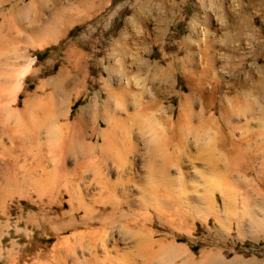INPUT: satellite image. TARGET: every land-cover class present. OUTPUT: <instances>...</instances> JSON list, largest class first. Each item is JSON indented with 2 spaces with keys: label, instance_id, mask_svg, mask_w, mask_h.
Listing matches in <instances>:
<instances>
[{
  "label": "rangeland",
  "instance_id": "rangeland-1",
  "mask_svg": "<svg viewBox=\"0 0 264 264\" xmlns=\"http://www.w3.org/2000/svg\"><path fill=\"white\" fill-rule=\"evenodd\" d=\"M8 1L0 0V18L5 17L6 27L9 23L16 25L14 11L20 7H32L28 21H32L30 23L34 27L40 26L50 15L56 17L52 25L53 34L45 35L49 37L41 38L40 35L28 41L25 29L21 30L18 40L5 36L0 59L7 79L6 101L16 98L14 109L23 111L28 108L26 113L31 117L34 113L35 118L41 114L35 112L37 108L43 107L49 111L55 102L58 106L69 105L67 122L77 119L80 109L84 108V120L89 128L100 123L98 130L104 132L109 143L119 138L121 142L105 148L117 152L118 160L103 161L100 153L102 140L97 142L96 137L89 136V131L82 138L75 136L74 139L87 140V143L84 141L85 145L94 146L97 158H94L95 162L87 158L89 162L86 160L82 170L86 169L84 172L88 178L83 183L80 181L81 185L78 183L82 190L78 189L81 192L77 190L73 198L60 187L62 180L55 181L58 188L51 185V189L58 192L53 195L56 191H51L55 197L52 199L50 196V199L61 208L59 212H47L46 216L41 217L36 205L40 197L35 192L37 189L32 187V181L36 179V174L42 173L38 168L41 164H44V170L63 166L60 164V150L72 148V143L69 144V140L63 136L62 140L64 138L65 141L62 145L60 138L58 146L53 147V141L42 139L45 135L37 136L42 142L48 141L44 142L47 149L49 147V151H46L50 153L46 155V151L43 154L44 143L35 146L39 148V153L33 151L36 142L29 140L35 135L22 138L27 141L26 144L28 141L32 144L29 147L33 148H28L30 153L26 151L27 148L24 151V148L19 149L15 145L24 142L22 139L18 141L20 136H14L18 137L16 141L11 137L15 142L10 135L0 137V184L4 182L3 188L4 185H7L5 188L10 189L11 185L15 188L10 189L11 196L9 190L7 193L5 188H0V192L3 190L8 195L3 191L0 193V264H80L86 260L90 261L89 264H116L118 256V261L122 260L121 248L128 249L129 246L128 250L134 252L136 237L147 234L150 229H156L157 239L171 237L170 230L157 221L146 223L143 228L136 226V221L131 222L130 227L116 223V227L107 230L108 237L97 229L96 224L92 227L102 237L98 234L93 243L90 236L83 235L85 230L92 228L81 225L75 231L73 227L83 215L80 201L91 204L89 206L94 210V216L100 213L101 207L95 203V196L98 197L97 189L100 188L104 194L103 184L100 183L105 178L115 184L114 196L122 201L121 207L126 211L153 213L151 215L156 216L159 212L168 213L171 208V212L192 216L195 222L181 229L184 237L177 243L179 246L190 248L198 239V232L207 227L224 234V253L228 264H264V0H61L59 5L49 0L39 21L35 20L34 8L40 0ZM28 21L24 19L22 22L27 28ZM187 69L195 77L201 78L205 86L200 95L194 96V100L193 97L184 101L181 95L189 90L181 89L185 81L182 73L184 70L188 72ZM64 77L72 80L59 91L58 86ZM244 106L247 107L246 112L241 110ZM103 114L111 117H108L111 124L121 119L130 131L121 139V135L101 119ZM134 115L155 116L151 122L153 129L143 119L132 123ZM185 116H190L192 120L187 119V122ZM16 120L21 122L19 117ZM181 138L184 140L181 141ZM126 139L133 144L126 142ZM35 141L38 143L37 139ZM88 141L91 143L88 144ZM24 147H28V144ZM34 153L36 157L40 155L39 158L45 159L43 162L46 161L47 165L39 162L38 166L37 161L41 159L33 157ZM52 154L54 159L50 158ZM58 157L60 159L56 164ZM153 157L157 164L168 167L167 181L151 178L148 174L146 165L154 160ZM18 159L31 164L29 166L24 161L19 164ZM11 160L19 167L22 165V168L34 165L31 171L28 168L31 175L35 173L34 176L21 167L19 170L17 166L15 172ZM8 163L10 168L13 166L14 173L18 172L17 175L12 173L11 179L18 177L16 182L20 188L23 187V192H17L16 188L19 187L17 183L15 185L14 178H4L10 176ZM54 163L58 166L54 167ZM49 165L54 168L51 169ZM35 168L39 170L32 171ZM50 170L40 177L45 178ZM20 171L22 173L19 175ZM94 173L98 180L92 179ZM25 176L29 181L31 179V183L25 182L23 186L22 182L27 181ZM7 182L11 185L8 186ZM165 185L169 188H163ZM147 186L151 193H142ZM34 187L38 188V192L45 188L43 185L40 190L39 186ZM41 198L44 202L48 201L44 195ZM166 199L171 204H167ZM150 203L151 206L156 203L160 211L156 204L152 207L157 210L151 208ZM176 204L178 206L175 207ZM71 207L74 210L71 211ZM234 224L240 226L235 227ZM65 237L68 240L64 241ZM217 239L213 237L212 244L204 249L194 247L197 264L207 263L202 250L216 254ZM106 250L111 259L103 258ZM155 250H147L150 259L144 264L183 262L178 258L169 260L164 251L160 253ZM128 260L130 264L132 259ZM122 263L127 264V261L123 260ZM137 264H142V261L137 259Z\"/></svg>",
  "mask_w": 264,
  "mask_h": 264
},
{
  "label": "bare ground",
  "instance_id": "bare-ground-1",
  "mask_svg": "<svg viewBox=\"0 0 264 264\" xmlns=\"http://www.w3.org/2000/svg\"><path fill=\"white\" fill-rule=\"evenodd\" d=\"M10 1V0H9ZM8 1V2H9ZM48 1L49 0H40L39 1V3H38V5H36V7L34 8V10L36 9V19L35 20H40L41 19V16L43 15V13L45 12V10L47 9V7H48ZM53 2H54V4H56V5H59L60 3H61V0H52ZM15 2V1H14ZM17 3V2H16ZM19 3V2H18ZM17 3V4H18ZM31 6H28V7H20V8H17L15 11H14V23L16 24V25H12V24H7L8 26L6 27V25H5V22H6V19H5V17H1L0 18V55H1V51H2V48H3V43H4V38H5V36L6 35H9L10 37H11V39L12 40H16L17 39V37H19V35L21 34V30H23V29H25V31H26V36L28 37V41L30 40H32L34 37H38V36H40V35H42L41 36V38H46V37H49V36H45V35H51V34H53V26L52 25H54L53 24V20L55 19V17L56 16H49L47 19H46V21L45 22H43L40 26H38V27H34L35 25H33L32 26V21H28L29 20V18H30V13H31ZM4 9V8H3ZM61 11V10H60ZM59 10H58V12H60ZM34 14V13H33ZM59 14V13H58ZM2 15V13L0 12V16ZM27 20L28 22H29V24H28V28H27V26H24L23 24H22V22H23V20ZM13 21V20H12ZM31 22V23H30ZM18 40V39H17ZM2 61H1V59H0V137L1 136H3V135H5V136H7V135H10V139L11 140H17V138H15L16 136H20L19 137V140L18 141H20L23 137H26L27 138V136L29 137V136H31L30 134H32V135H35V137L34 138H32V140H29V141H33V139H34V141H33V143L34 142H36V145H34V149L36 148V150H34L33 149V151L35 152H37L38 150H39V148H37L38 146H40L41 145V143H42V145H43V143L44 142H48V141H44V142H42L43 140H41V139H38L37 138V136L39 137L40 135H43L42 137H44V135H45V138H42V139H47V140H50L49 142H51V141H53V143L52 144H54V145H52V144H48L49 146H53V147H56V146H58V143L62 140V137L64 136V138L66 137L67 138V140H69V144H71L72 143V148H69L68 150H66V149H63V150H60V151H62L61 153V159H60V157H58V158H56L55 159V161H56V164L59 162L58 160L60 159L62 162H60V164L62 163V165L63 166H61L60 164V166L61 167H59V168H55L54 170H50V169H48L47 168V166H46V168H47V170H44V168H43V165L44 164H41V162H43V160H45V159H41V158H39V156H37L36 157V155H35V153L33 154L34 156L33 157H36V159L37 158H39V159H41V160H39V161H37V163H38V166L41 164V166H36V167H38L39 169H40V171H39V173H41V174H43V172L45 173V172H48V170H50V172L48 173V175H47V177H46V175H45V178H41L40 177V175H39V177H37L38 175L36 174L35 176H36V179L35 180H33L32 181V184H33V182H34V184H33V188H35V189H37L38 190V188H36V187H34V185H37V187L39 186V190H40V186L41 185H43V186H45V188H41V190L38 192L37 190H35V192L38 194V197H40L39 198V202L38 203H36V205H37V207H38V211H39V215L41 216V217H44V216H46V213L47 212H51L52 214L53 213H55V211L56 212H59V210H60V205L58 204V203H52L53 202V200L51 201V199H50V196H52L51 194H52V192L51 191H56L55 189H51V185H52V187H53V185H55L57 188L59 187V186H57L56 185V182L55 181H58L59 182V180H62V182H61V186L60 187H62L63 188V190L67 193V194H69V196H70V198H73L74 197V195L76 194V191L78 190V189H80L81 187L79 186V184L78 183H80V185H81V182L80 181H82V183L84 182V180L86 181L87 180V178H88V176H86L85 175V167H84V171L82 170V168H83V166H84V163L85 162H87L88 160H87V158L88 159H94V158H97V156L96 155H98V154H95V147L94 146H92V145H85V142L87 141H85V140H81V136H84V135H88V131L90 132V134H89V136L90 137H96V141L97 142H100L101 140H102V142H101V159L103 160V161H107V160H110V161H113V162H116V160H118V156H117V152H114V151H111V150H106L105 148H107L106 146H110V145H114V146H116V145H119V143L121 142L120 141V138L118 139V140H113V142H112V144L111 143H109L108 142V140H107V138H105V136H104V132H99V130H98V127H101V125H100V123H97V126H95V127H93V128H89L87 125H86V123H85V120H84V113H85V109L83 108V109H80V111H79V115H78V117H77V119H75L74 121H70V122H67V120H68V114H67V112H68V110L67 109H69L70 108V106L68 105H66V107L64 106V105H57L56 104V102H55V104L54 105H51L50 106V108H49V111H47V109H44L43 107L41 108H37L36 109V113H41V114H39V116L37 117V118H35L36 116H35V114L33 113V115L35 116H33V117H31V116H29L28 114L29 113H26L27 112V110H28V108H27V110L25 109V110H23V111H19V110H16V108L14 109V104H15V100H16V98H12L10 101H6V99H5V88H6V80L7 79H5L6 77L4 76V66H3V68H2ZM6 64V63H5ZM4 65V64H3ZM157 66V65H156ZM171 67V66H170ZM185 71V70H184ZM183 71V73H182V75L184 74V82L182 83V86H181V89H187V90H189V92L188 93H186V94H184V95H181V98L184 100V101H187V100H191L194 96H196V95H198L199 93H201L202 92V89L204 88V86H203V83L201 82V78H197V77H195L194 75H192L191 73H189V71H188V69H187V71L188 72H184ZM196 73V72H195ZM202 77V76H201ZM68 78V77H67ZM67 78H65L64 77V79H62L63 81H61V83H60V85L58 86V90L61 88V89H65V87L71 82V80L72 79H67ZM204 78V77H203ZM57 79V78H56ZM59 80V79H58ZM196 80V81H195ZM57 81V80H56ZM217 87V86H216ZM54 90H57V88L56 89H54ZM217 90V89H216ZM60 91V90H59ZM140 93V92H139ZM16 95V94H15ZM200 95V94H199ZM14 97V96H13ZM197 97V96H196ZM180 98V97H179ZM195 99V97L193 98V100ZM26 105V104H25ZM41 106V105H40ZM44 106V105H43ZM33 109L35 110V108L33 107ZM32 110V109H31ZM243 112H246L247 111V107H245L244 106V109H241ZM29 112V111H28ZM45 112V113H44ZM230 112V111H229ZM235 112V111H234ZM242 112V113H243ZM249 112V111H248ZM254 112V111H253ZM42 113H43V115H42ZM88 113V112H87ZM190 113H191V111H190ZM184 114H186V113H184ZM233 114V113H232ZM37 115V114H36ZM187 115V114H186ZM244 115H246V114H244ZM116 116V115H115ZM135 116V117H134ZM133 116V121H132V123L134 122V123H137L138 121H140V120H144V121H146V122H149L148 124L149 125H151L152 126V124H151V122H153L152 120H154L152 117H155V116H152V115H148V116H145V117H143V116H140V115H134ZM20 118L21 119V122H18L16 119L17 118ZM76 117V116H75ZM109 117V116H108ZM107 117V114H103L102 116H101V119L103 118L105 121H107V122H105L106 123V125L108 126V127H110L111 129H113L114 130V132H116L117 134H120L121 135V139L125 136V134H127L130 130H129V126H126V124L121 120V119H116L117 121H115V122H112V124L110 123V119H111V117H109L108 118ZM121 117V116H120ZM185 117H187V116H185ZM192 117V116H191ZM67 119V120H66ZM100 119V120H101ZM102 119V120H103ZM123 119V118H122ZM187 119H190V120H192V118H190V116L189 117H187V118H185V120H187ZM227 119V118H226ZM10 120H15L14 121V123H13V121L11 122ZM73 120V119H72ZM142 120V121H143ZM16 122V123H15ZM97 122V121H96ZM146 122H144V123H146ZM187 122H189V120H187ZM191 122V121H190ZM129 123V122H128ZM147 124V125H148ZM146 125V124H145ZM154 126V125H153ZM153 126H152V129H153ZM186 126H187V124H186ZM191 126V125H190ZM150 127V126H149ZM188 127V126H187ZM193 127V126H192ZM192 129H194V128H192ZM65 130V131H64ZM208 130V129H207ZM194 131H195V129H194ZM74 132H76V133H74ZM191 132V131H190ZM189 132V133H190ZM196 132V131H195ZM206 132V131H205ZM43 133H45V134H43ZM188 133V134H189ZM192 133V132H191ZM194 134V133H193ZM192 134V135H193ZM196 134V133H195ZM197 134L199 135V133L197 132ZM186 135V134H185ZM202 135V134H201ZM15 136V137H14ZM75 136H78V137H81V138H79L80 140H78V139H74L75 138ZM128 136H130V134L128 135ZM184 136V135H183ZM13 139H12V138ZM33 137V136H32ZM89 137V139H91ZM154 137V136H153ZM156 137V136H155ZM178 137H180V135L178 136ZM194 137V136H193ZM195 137H196V135H195ZM2 138V137H1ZM9 138V137H8ZM60 138H61V140H60ZM64 138H63V140H64ZM200 138V137H199ZM9 139V140H10ZM28 139V138H27ZM30 139H31V137H30ZM35 139H37L38 140V143H37V141H35ZM131 139V138H130ZM173 139V138H172ZM182 139V138H181ZM180 139V140H181ZM10 140V141H11ZM13 140V141H14ZM15 140V141H16ZM23 141L25 140V139H22ZM63 140L61 141V143H60V145H62V143H63ZM125 140V139H124ZM123 140V141H124ZM127 141L126 142H130L131 140H128V139H126ZM179 140V141H180ZM184 139H182L181 141H183ZM187 140V139H186ZM1 141V140H0ZM3 141V140H2ZM14 141V142H15ZM17 141V142H18ZM29 141H28V147H24L25 145H27L25 142H27V141H24V142H20L21 143V146H20V143H18V144H16L15 143V145H17V147H19V149H20V147L21 148H24V151L26 150V148H27V152H28V148H33V146H31V147H29V145H32V144H29ZM65 141V140H64ZM85 141V142H84ZM156 141V140H155ZM202 141V140H201ZM30 142V143H31ZM73 142H75V144H73ZM125 141H124V144L126 143ZM187 142V141H186ZM67 143V142H66ZM87 143V142H86ZM89 143H91L90 141H88V144ZM123 143V142H122ZM122 143H121V145H122ZM131 143H132V141H131ZM131 143L129 144V145H131ZM181 143H183V142H181ZM202 143V142H201ZM9 144H12V143H10L9 142ZM24 144V145H23ZM40 144V145H39ZM68 144V143H67ZM67 144H66V146H67ZM93 144V143H92ZM96 144V143H95ZM123 144V145H124ZM133 144V143H132ZM184 144H185V142H184ZM0 145H1V143H0ZM14 145V144H13ZM41 145V146H42ZM59 145V146H60ZM154 145V144H153ZM152 145V146H153ZM182 146H184L183 144H181ZM23 146V147H22ZM35 146H37V147H35ZM44 146H46V143H44ZM51 146V147H52ZM126 146V145H125ZM132 146V145H131ZM256 146V145H255ZM260 146V145H259ZM11 147V146H10ZM10 147H9V150H10ZM62 147V146H61ZM64 147V146H63ZM69 147V146H68ZM100 147V146H99ZM132 147H134V145L132 146ZM136 147V146H135ZM156 147V146H155ZM154 147V148H155ZM181 147V146H180ZM3 148V147H2ZM12 148V147H11ZM98 148V147H97ZM127 148V147H126ZM129 149H130V147H128ZM8 149V148H7ZM15 149V148H14ZM38 149V150H37ZM43 149V148H42ZM41 149V150H42ZM46 149H47V146L44 148V152H43V154L45 153V151H46ZM128 149V150H129ZM134 149H136V148H134ZM134 149H131L132 151L134 150ZM23 150V149H22ZM48 151H49V147H48V149H47ZM53 151L54 152V150L53 149H50V151ZM64 150H66V151H64ZM128 150H125L126 152L128 151ZM32 151V150H31ZM48 151H46V155H47V152ZM51 151V152H52ZM40 151H38V153H39ZM42 152V151H41ZM131 152V151H130ZM155 152V151H154ZM264 152V151H263ZM29 153H30V150H29ZM49 153V152H48ZM37 154V153H36ZM40 154H42V153H40ZM50 154V153H49ZM153 154V153H152ZM159 154V153H158ZM29 155V154H28ZM45 155V156H46ZM53 155V154H52ZM52 155H50L51 157L50 158H52V157H55L54 155L52 156ZM56 155V154H55ZM43 156V155H42ZM49 156V155H48ZM155 156V155H154ZM47 157V156H46ZM45 157V158H46ZM71 157H73V158H71ZM12 158H14V157H12ZM12 158H10V159H12ZM18 158V157H17ZM26 157H24V159H25ZM43 158V157H42ZM49 158V157H48ZM49 158V159H50ZM67 158H70L72 161L71 162H68L69 160L67 159ZM19 160L18 159V161H19V164H20V162H23L24 161V163H27V162H25V160ZM48 159V160H49ZM52 159H54V158H52ZM49 160V161H52L53 162V160ZM58 159V160H57ZM65 159H67L68 161V163L65 161ZM99 159V158H98ZM152 159H154V160H151V162L149 163V162H147V163H149V164H147L146 166H148L147 168H148V174L150 173V176H151V178L153 177V178H157V179H160V181H161V178L163 179V181L164 180H166L167 181V176L169 175V170H168V167L166 166V165H161V164H157V160L155 159V157H153ZM209 159V158H208ZM13 160V159H12ZM11 160V161H12ZM15 160H16V158H15ZM34 161H35V159H33ZM87 160V161H86ZM156 160V161H155ZM158 160H159V158H158ZM14 161V160H13ZM12 161V163L11 164H14V167L13 166H11V168H10V165H9V163H8V165H9V170L10 169H12L11 171H9L8 170V172H9V174H10V176L8 175H6L7 177H5L4 176V178L6 179V178H9L10 177V179H11V174L13 173V174H15V175H17V173H14L13 172V170L15 169V172H16V170L18 169V168H15L16 166L17 167H19L18 165L19 164H17V163H14ZM26 161H28V159L26 160ZM34 161H32V162H34ZM49 161H47V162H49ZM159 161H161V160H159ZM8 162H9V160H8ZM17 162V161H16ZM29 162V161H28ZM36 162V161H35ZM39 162H40V164H39ZM52 162H50V163H52ZM89 162V161H88ZM94 162H95V159H94ZM98 162V161H97ZM37 163H36V165H37ZM43 163H46V161H44ZM93 163V162H92ZM102 163V162H101ZM16 164V165H15ZM29 166H30V164L31 163H27ZM35 164V163H34ZM55 164V163H54ZM55 164V165H56ZM87 164V163H86ZM86 164H85V166H86ZM96 164V163H95ZM264 164V163H263ZM46 165H47V163H46ZM50 165H53V164H50ZM50 165H49V167H50ZM105 165V164H104ZM23 166H24V164H23ZM58 165H56V166H54V167H57ZM88 166H89V164H88ZM94 166V165H93ZM14 169H13V168ZM21 168H22V165L20 166ZM20 167H19V170H20ZM26 167V168H25ZM35 166L33 165V167H28V166H24V168H22L24 171H26V172H28L29 171V169L28 168H30V171H31V168H34ZM53 167V168H54ZM37 168V169H38ZM45 168V169H46ZM51 169H53L52 168V166L50 167ZM22 169H21V171H22ZM36 168L35 169H32V171H36L37 170ZM38 169V170H39ZM43 169V170H42ZM88 169H90L89 167H88ZM18 170V171H19ZM42 170V171H41ZM19 172V175H20V173H22V172ZM29 171V173L28 174H32L31 172ZM54 171V172H53ZM7 172V173H8ZM11 172V173H10ZM53 172V173H52ZM25 173V172H24ZM34 173V172H33ZM37 173V172H36ZM35 174V173H34ZM34 174L33 175H31V176H34ZM43 175V176H44ZM99 175V174H98ZM102 175V174H101ZM26 176H28V178H31L29 175H27L26 174ZM25 176V179H27V177ZM42 176V177H43ZM94 177L92 178V179H97L98 180V177H96V173H94V175H93ZM104 176H106V175H104ZM148 176V175H147ZM16 176H13V178H14V180H15V185H16V179L18 178H15ZM102 177V176H101ZM169 177V176H168ZM12 178V179H13ZM20 178V177H19ZM23 178V177H22ZM104 178V177H103ZM11 179V180H12ZM101 179V178H100ZM171 179V178H170ZM3 180V179H2ZM9 179H7L6 181H8ZM10 180V182H11V184L13 183L14 184V181H11ZM19 180V179H18ZM24 180V179H23ZM22 179H21V181H23ZM91 180V179H90ZM150 180V179H149ZM5 181V180H4ZM6 181H5V184H6ZM29 181V179H27V181H24V182H22L23 183V186H25L24 184H26L25 182H28ZM30 181H31V179H30ZM29 181V182H30ZM159 181V182H160ZM162 181V182H163ZM173 181V180H172ZM9 182V181H8ZM7 182V183H8ZM19 182V181H18ZM55 182V184H53ZM92 182V181H91ZM3 183L4 182H2V185H3ZM31 183V182H30ZM98 183H100V182H98ZM117 183V182H116ZM170 183V182H169ZM11 184H9L8 183V186L9 185H11ZM29 184V183H28ZM100 184H103V190H104V194H103V191L102 190H100L101 188L99 187L100 186ZM100 184H98L99 186H97V187H99L100 189H97L98 190V193H97V190H96V193L98 194V197L97 196H95L96 197V199H95V203H98L99 204V206L101 207L100 208V213H98L97 215H93V212H94V210L92 209V207L91 206H89V205H91V204H89V205H87V204H85L84 202H81L80 200V203L82 204V211H83V215L80 217V219H78L77 220V225L76 226H74L73 227V229H75V231L77 230L76 229V227H78V226H84V227H86V228H92V229H90V230H88V231H84V236H90L91 237V242L93 243V242H95V240L97 239V236H98V234L99 233H97L93 228H95V227H92V226H94V225H96V224H98V228L97 229H101L102 230V232H103V235H106L107 236V230L110 228H112V227H116L117 226V224H118V226L119 225H121V226H127V227H130L133 223H131V222H133V221H136V222H138V224L136 223V226L137 225H140L142 228L143 227H145V225H146V223H153L154 221H157V222H159L161 225H163V227L164 228H167V229H169L170 230V233H172V235H171V237L169 238V237H167V238H164V239H157L156 238V236H157V234H156V232H155V230H153V231H151V229H150V231L147 233V234H145V235H141V236H139V237H136V239H135V241L133 242V247H134V252L133 251H131V250H128L129 249V246H128V249L126 248V247H123V248H121L122 249V251H121V254H120V256H121V259L122 260H119V261H121L120 263L121 264H123L122 263V261L124 260V261H127V264H128V262H129V260L128 259H132L130 262L132 263V264H137V259H140L141 261H142V264H144V263H147L146 261H148L150 258H149V254L147 253V250L148 249H151V248H153V249H156L155 251L156 252H160L161 253V251L163 252H165V254L167 255V257H169L168 259L169 260H175V259H179V260H182L183 262H182V264H197L198 262L196 261V258H195V252H194V247H196V246H200L202 249H204L205 247H207V246H209V245H211L212 244V238L213 237H215V238H218L217 240H218V250L216 251V254H214L213 252H211V251H203L202 250V254L205 256V261L207 262V263H205V264H228V262H227V260H226V258H225V247H226V238H225V236H224V234L222 233V232H219L218 230H213V229H211V228H204L202 231H199L198 232V239H196L195 241H194V244H192V246L190 247V248H184V247H181V246H179V244H177L183 237H184V235H183V231H181V229H183V228H185L186 226H188L189 225V223L190 222H193L194 221V218L192 217V216H189L188 214H186V213H181V212H171L170 210H171V208H169L168 210L171 212V213H169V211H168V213H166V212H163V213H161V212H159L156 216H153V215H151V214H153V213H151V214H143V213H135V212H131V211H126V210H124V209H122V207H121V205H122V201H120L119 199L117 200L116 199V197L114 196L115 195V193H114V190H115V184H113L112 182H111V180H109V178L107 179V178H105V181H103V183L101 182ZM164 184H166V182L164 183ZM174 184V183H173ZM209 184V183H208ZM1 184H0V188H2L3 190H4V188H5V186H7V185H4V188H3V186H2ZM31 185V184H30ZM88 185V184H87ZM146 185H148V184H146ZM151 185H153V183L151 184ZM150 185V186H151ZM170 185H171V183H170ZM16 186H18L19 188H20V184L19 183H17V185ZM21 186H22V184H21ZM79 186V187H78ZM171 186H173V185H171ZM11 187H12V185H11ZM10 187V189L11 190H14L15 188H14V186L11 188ZM55 187V188H56ZM85 187V186H84ZM152 187V186H151ZM159 187V186H158ZM169 188V186H166L165 185V187H163V188ZM211 187H212V185H211ZM8 187H6L5 189L7 190V193L10 191V193H9V196H11L10 194L12 193L11 192V190L8 188ZM19 188H16L18 191L17 192H23L22 191V188H20V190H19ZM54 188V187H53ZM150 188V187H149ZM148 188V186L146 187V188H143L142 189V193H145V192H147L148 191V193L150 192L151 193V190ZM161 188V187H160ZM159 188V189H160ZM173 188V187H172ZM157 189V188H156ZM210 189V188H209ZM2 190V191H3ZM5 190V191H6ZM9 190V191H8ZM81 190H82V188H81ZM81 190H78V192L80 191L81 192ZM150 190V191H149ZM155 190V189H154ZM176 190V189H175ZM1 191V192H2ZM16 191V190H15ZM153 191V190H152ZM169 191V190H168ZM167 191V192H168ZM0 192V193H1ZM58 191H56V192H54L53 193V195H55L56 193H57ZM159 192H160V190H159ZM158 192V193H159ZM166 192V193H167ZM170 192H172V189H171V191ZM169 192V193H170ZM2 193H5L6 195H7V193L6 192H2ZM165 193V194H166ZM177 193V192H176ZM5 194H3V195H5ZM95 194V193H94ZM155 194V193H154ZM220 194V193H219ZM45 196V197H47V202H44L43 200H42V198H41V196ZM77 195V194H76ZM167 196H168V193L166 194ZM170 195V194H169ZM173 195V194H172ZM205 195V194H204ZM8 196V195H7ZM80 196V195H79ZM78 196V197H79ZM53 197H55V196H52L51 198L53 199ZM93 197V196H92ZM153 197V196H152ZM157 197H159V196H156V198ZM170 197V196H169ZM188 198V197H187ZM207 198V197H206ZM172 199V198H171ZM170 199V200H171ZM71 200V199H70ZM128 200V199H127ZM168 199H166L165 201H167ZM73 200H71V202H72ZM159 201V200H158ZM157 201V202H158ZM160 201H162L161 199H160ZM175 202H176V199L174 200ZM124 202V201H123ZM148 202V201H147ZM150 202H152V201H150ZM164 201H162V203H163ZM168 202H170L169 200L166 202L167 204H171V203H168ZM172 202V201H171ZM175 202H173V203H175ZM178 202V201H177ZM193 202V201H192ZM145 203V202H144ZM161 203V204H162ZM172 203V204H173ZM154 204H156V203H152V206L154 205ZM160 204V206H162L163 204H165V203H163L162 205ZM142 205H144L143 203H142ZM158 205H159V202H158ZM158 205L156 204V206H157V208H158V210H159V207H158ZM207 205V204H206ZM261 205V204H260ZM130 206V205H129ZM149 206H151V203H150V205ZM151 206V208H153ZM165 206H168V205H165ZM171 206H173V205H170V207ZM176 206H178L177 204L175 205V207ZM196 206V205H195ZM144 207V206H143ZM164 207V206H163ZM175 207H174V209H175ZM182 207V206H181ZM203 207V206H202ZM209 207H211V206H209ZM141 208H142V206H141ZM140 208V209H141ZM147 208H148V206H147ZM150 208V209H151ZM157 208L155 207V208H153V209H156L157 210ZM161 208V207H160ZM188 208V207H187ZM195 208H197V207H195ZM201 208V207H200ZM228 208V207H227ZM120 209V210H119ZM146 209V208H145ZM149 209V208H148ZM164 209H166V207L164 208ZM72 210H74V208L73 207H71V211ZM119 210V211H118ZM128 210V209H127ZM155 210V211H156ZM162 210V209H161ZM183 210V209H182ZM191 210V209H190ZM206 210V209H205ZM69 211V210H68ZM116 211L118 212L117 214H116ZM142 211V210H141ZM145 211V210H144ZM160 211V210H159ZM176 211H177V209H176ZM188 211V210H187ZM251 211V210H250ZM70 212V211H69ZM150 212H151V210H150ZM203 212V211H202ZM148 213V212H147ZM156 213V212H155ZM51 215V214H50ZM56 215V214H55ZM47 216H48V214H47ZM60 216V215H59ZM211 216V215H210ZM40 217V218H41ZM53 218H54V216H52ZM69 217H71L70 215H69ZM68 217V218H69ZM201 217V216H200ZM235 217V216H234ZM241 217H243V216H241ZM240 217V218H241ZM46 218H48V217H46ZM49 218H50V216H49ZM48 218V219H49ZM56 218H57V216H56ZM68 218H67V220H68ZM72 218V217H71ZM236 218V217H235ZM252 218V217H251ZM43 219V218H42ZM47 219V220H48ZM253 219V218H252ZM252 219H250V220H252ZM46 220V219H45ZM205 220V219H204ZM259 220V219H258ZM34 221H35V219H34ZM49 221V220H48ZM51 221H53V220H51ZM64 221V220H63ZM74 221V220H73ZM237 221H239V220H237ZM256 221V223L258 222L257 220H255ZM43 222H45V221H43ZM47 222V221H46ZM57 222V221H56ZM60 222V221H59ZM65 222V221H64ZM63 222V223H64ZM75 222V221H74ZM195 222V221H194ZM260 222H261V219H260ZM49 223V222H48ZM54 223H55V221H54ZM62 223V221L60 222V224ZM117 223V224H116ZM237 223V222H236ZM235 223V224H236ZM255 223V222H254ZM255 223V224H256ZM56 224V223H55ZM58 225H59V223H57ZM56 224V225H57ZM65 224V223H64ZM234 224V225H235ZM238 224H239V222H238ZM56 225H54V226H56ZM67 225V224H66ZM218 225V224H217ZM62 226H64V225H62ZM62 226H59V227H61L62 228ZM191 226V225H190ZM238 226H240V225H238ZM238 226H236L235 225V227H238ZM252 226V225H251ZM256 226V225H255ZM158 227V226H157ZM232 227H234V226H232ZM55 228V227H54ZM121 228V227H120ZM124 228V227H123ZM191 228V227H190ZM122 229V228H121ZM125 229V228H124ZM129 229V228H128ZM128 229H125V230H128ZM196 229V228H195ZM198 229V228H197ZM55 230V229H54ZM100 230V231H101ZM139 230V229H138ZM75 231H73V232H75ZM83 231V230H82ZM81 231V232H82ZM113 231V230H112ZM161 231H163V230H161ZM181 231V232H180ZM56 232H58V230H56ZM72 232V231H71ZM96 232V233H95ZM125 232V231H124ZM130 232V231H129ZM128 232V233H129ZM83 233V232H82ZM126 233H127V231H126ZM163 233H164V231H163ZM187 233V232H186ZM194 233V232H193ZM224 233H225V231H224ZM229 233V232H228ZM72 234V233H71ZM114 234V233H113ZM117 234V233H116ZM160 234V233H159ZM161 234H162V232H161ZM73 235V234H72ZM82 235V236H83ZM101 237H102V235L101 234H99ZM130 235V234H129ZM139 235H140V233H139ZM166 235H168V234H166ZM99 236V237H100ZM63 237V236H62ZM108 237V236H107ZM187 237V236H186ZM185 237V238H186ZM189 237V236H188ZM192 237H194V236H192ZM242 237V236H241ZM113 238V237H112ZM163 238V237H162ZM106 239V238H105ZM191 239V238H190ZM59 240V239H58ZM64 241H66V240H68V239H66V237L63 239ZM98 240H99V238H98ZM107 240V239H106ZM109 240V239H108ZM112 240V239H111ZM189 240V239H188ZM193 240V239H192ZM59 242V241H58ZM101 243V242H100ZM105 244V243H104ZM102 246V245H101ZM105 246V245H104ZM132 246V245H131ZM130 246V247H131ZM184 246V245H183ZM112 247V246H111ZM114 248L116 249V247L114 246ZM106 249V248H105ZM133 249V248H132ZM117 253V252H116ZM151 253V252H150ZM55 255V254H54ZM162 255H163V253H162ZM8 256V255H7ZM12 256V255H11ZM112 257H113V255H112ZM116 257H117V254H116ZM9 258H11V257H9ZM12 258H13V256H12ZM103 258H107V259H111V255L108 253V250H106V251H104V255H103ZM116 259V258H115ZM114 259V260H115ZM118 259H119V256H118ZM118 259H116L117 261H116V264H117V262H119L118 261ZM13 260V259H12ZM104 260V259H103ZM166 260V259H165ZM80 261H82V260H80ZM88 260H86V261H83V262H80V264L82 263V264H89V262H87ZM159 261V260H158ZM177 261V260H176ZM241 261V260H240ZM9 262V261H8ZM11 262V261H10ZM9 262V263H10ZM76 262H77V257H76ZM76 262H74V263H76ZM149 262V261H148ZM12 263V262H11ZM10 263V264H11ZM130 263V264H131ZM204 263V262H203ZM91 264V263H90ZM93 264V263H92ZM119 264V263H118Z\"/></svg>",
  "mask_w": 264,
  "mask_h": 264
}]
</instances>
